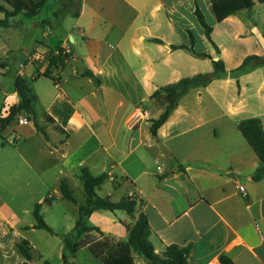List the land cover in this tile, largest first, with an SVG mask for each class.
Returning a JSON list of instances; mask_svg holds the SVG:
<instances>
[{"label":"crops","instance_id":"0c3cea01","mask_svg":"<svg viewBox=\"0 0 264 264\" xmlns=\"http://www.w3.org/2000/svg\"><path fill=\"white\" fill-rule=\"evenodd\" d=\"M48 6L51 19L18 16L13 27L0 28V118L18 103L12 85L22 77L31 82L35 122L45 133L21 115L23 124L17 121L0 134L10 129L8 145L22 147L19 163L32 169L49 162L60 175L59 185L65 180L81 186L80 169L107 174L97 191L100 197L112 199L114 192H122V198L137 202L130 216L116 211L122 220L106 210L90 216L88 224L116 242L126 241L141 213L157 254L175 245L190 248L189 264H220L222 255L233 264H264V181L251 179L261 162L237 128L250 118L264 127V66L232 73L246 57L264 56V34L251 22V11L261 12L264 0H48ZM196 8L203 16L211 12L222 19L218 24L228 29L234 43L249 45L246 34L256 33L253 45L259 50L228 67L224 50L211 41L217 23L207 24L212 29L209 43L218 49L212 56L194 16ZM230 9L236 11L224 14ZM189 34L193 49L221 59L226 74L207 87L190 89L152 135L151 122L161 109L150 96L162 86L208 71L186 51L171 49L190 47ZM199 43L204 49L196 48ZM50 52L70 57L61 67H49ZM47 71L50 77L43 76ZM14 157L1 155L0 170L7 159L17 165ZM39 204L42 208L45 203ZM7 211L0 196V264L25 263L16 248L23 241L31 249L29 264H50L47 250L26 236L44 230L33 229L35 223L20 225Z\"/></svg>","mask_w":264,"mask_h":264},{"label":"trees","instance_id":"16d2710c","mask_svg":"<svg viewBox=\"0 0 264 264\" xmlns=\"http://www.w3.org/2000/svg\"><path fill=\"white\" fill-rule=\"evenodd\" d=\"M47 4L48 0H0V13L4 15L3 19H0V28L8 29L13 27L15 25L14 19L18 16H21L23 20H31L38 17ZM235 11V9H230L224 11V14H232ZM194 16L204 30L207 40L210 42L212 29L207 25L202 12L198 8L195 9ZM189 35L190 47L171 46V49L184 50L198 59H209L212 71L162 86L150 96V100L155 101L157 107L161 109L159 117L151 122L150 132L152 135H155L158 128L166 122L170 112L177 106L180 98L190 89L207 87L214 80L222 78L226 74L224 62L221 59L213 60L206 53H197L193 49V38L191 34ZM156 42L159 41L156 40ZM213 46L218 53L217 47L214 44ZM69 57L70 54L59 52L54 55L53 52H50L47 57L48 65L49 67H61ZM261 66H264V56H248L232 73L236 75ZM43 76L50 77L49 72H45ZM30 84V81L22 77L14 79L12 91L17 94L19 100L16 105L9 108L7 117L0 118V134L10 127L12 123L18 121L19 116L25 115L30 121H33L36 130L45 135L43 129L35 122L34 102L36 98L32 95ZM237 128L261 162V166L253 173L251 179L255 182L264 181V127L259 119L250 118L241 120L237 124ZM107 178L108 175L105 173L94 176L87 169L79 170L78 179L82 185V193L84 194L83 204H78L73 191L65 180H62L60 183L59 189L63 199L73 203L77 208L78 218L73 228V236L77 239L85 237V239L77 243H72L68 237L65 238V247L70 250V254L75 255L82 248L88 247L93 256L99 259L102 264H135L134 254L143 261V264H189V247L180 248L171 245L166 247L163 253H155L149 240L150 228L147 217L144 214L140 213L138 215L137 220L128 230L127 239L124 242H116L113 239L104 237L98 228L91 227L88 224L90 216L99 210L109 212L123 211L129 216L136 212L137 202L131 197H123L119 201H112L110 197H100L97 194V191ZM52 201L47 198L44 200V203L50 205ZM40 210L41 204H35L32 211L35 221L33 229L44 230L53 234V230L45 223ZM92 232L97 233L101 238L99 240H87V235ZM16 248L18 253L25 259L24 264H29L32 260L29 243L23 241L17 244ZM219 260L220 264H233L225 255L220 256ZM63 261L66 262L64 256ZM44 264L48 263L45 262Z\"/></svg>","mask_w":264,"mask_h":264},{"label":"rangeland","instance_id":"374dc122","mask_svg":"<svg viewBox=\"0 0 264 264\" xmlns=\"http://www.w3.org/2000/svg\"><path fill=\"white\" fill-rule=\"evenodd\" d=\"M64 7L66 8V5H64L63 8ZM258 11L259 10L256 9L251 11V22L258 24L257 33L264 34V8L261 10V12ZM46 18L51 19L50 6L43 9L42 13L38 16V19L40 20H46ZM204 18L206 23L210 26L217 23L215 24L216 29L213 36H211V41L217 46L220 45L221 50H224L227 58L226 64L228 67L231 68L236 65L245 53L253 55L252 53L254 51L257 52V50H259L257 49L259 48L258 45H256L257 48H255V45H253V41L257 39L256 33L254 35L248 33L245 36L246 40H250L252 43L249 45H240L232 42V35H227L229 31L226 27L222 26V23L218 24L219 22L223 21L222 19L218 21L215 18V15H213L211 12H206L204 14ZM12 33H14V31H12ZM204 45L205 48L208 49L209 54L215 56V50L205 37ZM196 48L198 50L204 49L200 43L196 46ZM186 55L187 57H192L190 54ZM196 59L202 63L206 70H208L202 73H209L212 71V66L209 59ZM184 63H188V58ZM190 70L191 69L188 68L186 73L187 76L190 74ZM195 70H202V68H195ZM152 103L157 106L155 101ZM16 125L17 121L12 123L10 129L15 128ZM10 129L8 131H10ZM23 129H28V126L23 127ZM7 132L0 136V158L1 155L6 153L10 154L11 156H15V159H11V161L14 162L15 160L17 162V165L8 164L7 159L6 166L0 170V196L9 206L10 211H7L8 216L14 214L16 215L17 220L21 222L20 225L28 226L35 223L32 216L34 205L37 203H43L47 198L49 200H53L54 202L52 201L53 203L51 205L43 204L40 211L44 216L45 223L53 230V234H50L46 231H35L32 233H26V236H28V238H30L35 245L38 244L43 246L39 247L36 245L37 247L47 250L50 264H102L99 259L93 256L89 248H82L75 255L70 254V250L65 247V238L68 237L72 243H77L80 240L85 239V237L77 239L73 236V228L78 218V213L76 206L73 203L63 199L61 195L58 181V176L60 175L54 171L53 167H49V162L42 161L44 168H40L42 162L40 163V167L34 165L35 167L32 169L27 168L25 165H21L19 163L21 160L18 159V153L22 150V147L20 148V146H15L12 144L8 145V143L12 141L13 134H10L11 136L9 137ZM23 149L25 150L27 148ZM68 185L72 189L78 204H83L84 194L82 193V185L80 186L79 183L74 181ZM121 193L122 192H114L113 198L111 200L119 201L120 198H122L121 196H123ZM116 214L122 220L120 216L122 213L116 212ZM92 235L93 236L87 235V240L98 239L95 233H92ZM44 237H48V239L45 240ZM63 256L66 258V262L63 261ZM133 257L135 264L141 263V260L136 254H134Z\"/></svg>","mask_w":264,"mask_h":264},{"label":"built area","instance_id":"2783aa9c","mask_svg":"<svg viewBox=\"0 0 264 264\" xmlns=\"http://www.w3.org/2000/svg\"><path fill=\"white\" fill-rule=\"evenodd\" d=\"M31 59L36 60V59H38V57L32 56ZM22 70H23V65L21 64L20 67H19V71H22ZM136 115H137V111H135V112L129 117L128 120L133 119ZM24 122H25V119H22V118H19V119H18V123H19V124H23ZM239 191H240V192H243V188H242V187H239ZM208 264H214V263H213V262H210V263H208Z\"/></svg>","mask_w":264,"mask_h":264}]
</instances>
